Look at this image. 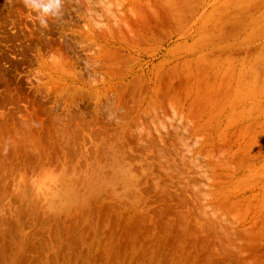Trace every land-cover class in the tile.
Wrapping results in <instances>:
<instances>
[{"label": "rangeland", "instance_id": "rangeland-1", "mask_svg": "<svg viewBox=\"0 0 264 264\" xmlns=\"http://www.w3.org/2000/svg\"><path fill=\"white\" fill-rule=\"evenodd\" d=\"M0 0V264H264V0Z\"/></svg>", "mask_w": 264, "mask_h": 264}, {"label": "clouds", "instance_id": "clouds-1", "mask_svg": "<svg viewBox=\"0 0 264 264\" xmlns=\"http://www.w3.org/2000/svg\"><path fill=\"white\" fill-rule=\"evenodd\" d=\"M25 5L35 10L41 25L46 26V17L60 14L63 0H25Z\"/></svg>", "mask_w": 264, "mask_h": 264}]
</instances>
